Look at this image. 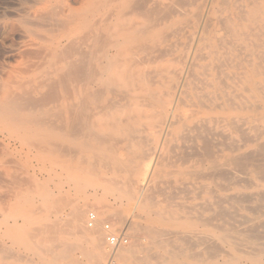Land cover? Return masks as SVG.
Wrapping results in <instances>:
<instances>
[{"label": "bare ground", "instance_id": "6f19581e", "mask_svg": "<svg viewBox=\"0 0 264 264\" xmlns=\"http://www.w3.org/2000/svg\"><path fill=\"white\" fill-rule=\"evenodd\" d=\"M44 1L33 0L40 5ZM54 1L59 4L50 2L44 13L31 18L32 11L23 16L19 33L37 35L41 41L26 46L23 52L39 59L43 68L38 77L9 79V85H0V124L53 129L55 135L38 139L51 147L60 177L80 159L81 146L107 143L109 153L91 145V157L83 155L79 162L80 170L89 166L106 170V176L117 162L112 159L109 125L136 117L142 121L141 112L146 111L148 130L132 129L130 135L131 142L141 144L138 151L135 147L136 157L147 159L142 171L137 174L134 159L115 163L129 173L124 194L133 201L141 195L140 213L150 221L145 229L157 251L141 255L143 264H264V233L259 229H264V0H216L207 13L197 0H82L85 6L79 10L73 4L80 0ZM212 8L216 17L210 15ZM174 13L180 16L175 23L170 21ZM214 21L221 24V30L213 26ZM174 24L179 27L168 32ZM186 25L198 28L192 36L193 52L183 48L172 67L147 69L159 58L158 53L168 50L158 44ZM39 27L46 33L42 37L36 33ZM244 146L248 149H242ZM154 154L163 160L175 157L182 166L188 164L177 173L192 181L178 184L184 190L205 193L201 205H183L189 208L181 213L170 204L153 201V192L148 190L166 174L153 165ZM75 178L71 175L68 183L75 184ZM64 183L60 178L45 194L51 208ZM250 187L255 191H247ZM228 188L234 192L221 193ZM98 208L100 214H107L105 205ZM86 210L83 205L72 207L71 219H66L68 240L56 227L58 218L43 217V224L27 232L29 238L39 239L30 244L32 253L46 254L47 264H105L102 234L99 230L89 232ZM109 217L115 226L122 221ZM214 220L218 224H213ZM12 221L18 223V219ZM133 238L137 241L139 237ZM195 241L205 243L210 253L221 255L222 260L216 263L205 258L203 250L193 249ZM122 249L119 247L114 256ZM77 250L82 251L81 259L74 255ZM128 252L134 256V248Z\"/></svg>", "mask_w": 264, "mask_h": 264}, {"label": "rangeland", "instance_id": "374dc122", "mask_svg": "<svg viewBox=\"0 0 264 264\" xmlns=\"http://www.w3.org/2000/svg\"><path fill=\"white\" fill-rule=\"evenodd\" d=\"M81 1L82 0H80L78 4L74 3L73 7L76 6L74 8L79 10L83 6H85L83 4L84 2L83 1L81 2ZM94 1L95 0H90V2L92 3ZM156 1L165 2V3L169 2V0H156ZM50 2L55 5L59 4V2H56L54 0H51V1L45 0L44 4L42 5L35 4L33 0H0V18H1L0 25L4 23L3 24L4 26L3 25L0 26V40L2 41L0 42L3 43L2 44L3 47H1V43H0V85H4V84H5L4 86L9 85V82H8L9 79H10L9 81L13 79L15 80L16 78L17 79L23 78L27 80V79H30L31 77L35 78L39 76L40 71L43 68L38 64L39 59H37L36 57L31 58L34 56L29 57V55H27L23 51L26 46H30V44L34 42H39L40 39L36 38L37 35L34 38L33 34L31 33H26V32L19 33V31L23 30L22 29L23 16H27L28 13L32 14V11H34L31 16L32 18L33 15L36 13L38 14V13L46 12L48 7L52 5ZM196 4H201L203 12L207 13L211 7L214 8L216 6V0H214L213 3H211L210 0H197ZM213 8H212V11L210 12L211 13L210 15L213 17H216L217 13H215ZM1 11H3L4 14H2L3 12ZM9 12L13 13V15H11L10 13L11 17L9 16ZM179 17L180 16L177 13H174L170 21L175 23V21L178 20ZM136 19L139 20L140 17H137ZM213 26L217 28L218 30H221L222 28L221 24L218 21H214ZM176 27H179V25L178 24L172 25L171 29H169L168 32H171L172 29H176ZM184 28L179 30L177 33L172 32L170 36L167 38V40L158 44L159 45L158 47L167 48L168 50L166 51V53H163V55L162 53H158L157 56H159V58L158 59L156 58L155 61L152 64H150L147 69H154L155 67H158V68L159 67L160 68L172 67V63L174 64L176 57L178 56V54H180L183 48L186 49L187 47V50H186L187 52H190V53L193 52L192 50L193 48L191 47L193 43L192 36L196 35L198 28L193 27L191 25L187 26L185 29ZM5 29L6 31L8 29L7 31L8 33L5 31ZM16 30L19 34H21V36H18V33L16 32ZM13 31L14 33H11ZM36 33L38 34V36L40 35L41 37L42 35L46 34L42 27H39ZM2 34L3 35L7 34L8 36L9 34L11 35L9 37L8 36L4 37ZM12 36L14 39L12 38ZM20 37H22V39L24 38L22 41L23 43L21 42L22 39ZM15 38L18 42L15 40ZM14 42H16L17 45L16 43L13 45ZM178 42L182 45H180ZM19 45L23 47H19ZM30 64L31 66H29ZM39 66L41 68H38ZM19 69L21 70L25 69V70L21 71ZM9 73L11 75V78H10ZM148 115L149 114L146 111H142L141 112L142 121L141 119H138L136 117V119L133 120L134 122L133 121L130 122L128 120L130 123L124 122V123L109 125L110 127L107 130L109 131V133H111V136H112L111 145L113 146V151H114V152L112 151L113 161L116 160L117 162L118 161L125 162V161L134 159L135 160L134 165L135 166L138 165L137 174H139L142 171L144 163L147 162L146 161L147 159L136 157L137 151L139 147L141 146V144L137 140H134L131 142L130 135L134 134L133 130H136L139 128L145 129L150 124L146 118V116ZM129 124L131 125V127ZM103 125L104 124H102V127ZM129 128H131V130ZM147 130L148 129L146 128L145 131ZM0 133H2V135L0 134V174L2 172L5 174V175L4 174L0 175V176H3V180L2 178H0V194H1L0 195V217H1V220H0V264H47L49 263V259H46L47 258L46 254L38 256L32 253V251L30 250V246H31L30 244L35 245L39 241V239L34 238L35 239L34 240V239L29 238L27 235V232L31 228H34V227H37L43 224V222H45V221H41L43 217L52 215L53 219L58 218V220H60V221L56 220L55 224L57 225L58 223V226L56 227L57 229L60 230V232L64 233V238L68 240L70 235H69V232H67L68 224H69L67 221H70L71 219V216H70L71 209L74 205H83V207L87 209L86 210L87 212L84 217L86 225L88 224L87 218H88L89 212L95 211L97 213L100 219L97 226L95 228H89L87 226V229L89 230V232L95 231V230H99L101 232L102 234L101 243H102V250L105 256V264H107L108 259L110 258L111 251L108 245L106 244V239H105L106 233L103 229V226L106 223H110V224L112 222L114 223V221H111V219H108L109 217L108 215L110 214L112 216H110L109 218L114 216L116 218L122 219L121 223L116 226L114 224H111L113 228L117 229L120 226L118 229L127 230V233L130 238V243L126 246H122L121 248L123 249L119 250L118 255H115V257L118 260L125 262L127 264H132V263L133 264H143V261L140 257L141 255L149 251L150 252L157 251V249L154 247L152 243V239L147 235L146 229H145V225L150 223V221L143 214L140 213V210L138 207V203H139V199H141V195L140 194L136 195L133 201V197L129 198V196H127L123 192V184L126 183L130 178L127 169H124V167H122L121 169L117 168V165L115 164L117 162L115 163L113 162L114 164L112 167L113 169H111L110 172L105 176L104 172H106V170L102 172V170H95L89 166H86L85 170L84 169L80 170L79 168V162L83 155H87L88 158L91 157V145L97 147L100 152H104L107 154L109 153L107 150V143L91 142L90 143L91 145L89 146H86L84 148L81 146L80 152H79L80 159H77L74 162H72L71 163L72 166L67 168L65 172H63V175L60 177V175L58 174L59 173L58 164L55 160V157L54 155L50 154L51 147H49L48 145L44 143H41L40 140L38 139L39 137L43 135H52V134L55 135L53 129L51 128L49 129L48 127L47 128H43V127L38 128L35 126L22 127L20 125L19 126L18 125L5 126V125L0 124ZM146 135H147V132L143 134V137H145ZM137 143H139L138 146H137ZM128 146L131 148H129ZM135 147L137 148V151L135 150ZM127 149H129V151H127ZM242 149H248V147L244 146V148L242 147ZM175 159L176 158L173 157V158L163 160L161 156H159L158 154H154L153 165L156 167V169L158 168L164 169L166 171V174L164 177L159 179L158 181L159 183L153 182L152 186L150 187L151 190L149 189L148 191L149 192L151 191V193L153 192L152 198L154 202L156 201V203L160 202L163 204H170L172 207H174L175 209L179 210L182 213L183 210L186 211L189 208V206L183 207V205L191 204V205L199 206L203 203L206 195L205 193L202 194L200 192L197 193V192H193L190 190L189 192L179 186L178 181L183 180V181L189 182V181H192V179L189 176H186L183 178L181 175L177 173V170L187 167L188 164H185L182 166L179 161L176 160L177 162H175ZM8 161L10 164L8 163ZM72 168L74 170H72ZM128 169H130V167ZM15 173L17 174L15 175ZM19 175L22 177H19ZM71 175L76 177L75 184L68 183ZM4 178H6L7 180ZM15 178H16V181H14ZM22 178L23 179L26 178L28 181H26V179L23 180ZM60 178L63 179L66 183L62 184L61 191L57 190L59 192V193L57 192V197H56L57 203L55 204V206H53V208H51V205L47 201L45 194L50 189V187H53V188L55 187L54 183L57 184ZM28 182H30L31 184L29 185ZM38 187H41V188H38ZM76 188L78 189V191ZM79 189L82 191H80ZM159 190L161 191L159 192ZM94 191L97 193H95ZM220 191L222 194H231L234 192L232 191V189L230 190V188L225 189L223 191L220 190ZM247 191L252 192V191H255V189L250 187ZM92 192L94 193V195H92L93 194ZM106 193L109 195H107ZM160 193L163 195L160 196ZM101 194L102 196H100ZM113 195L114 196L116 195V196L114 197ZM117 196H118V199H117ZM138 196H139V199H138ZM155 197L157 199H155ZM114 199H117V201ZM119 200L122 201V203L119 202ZM86 202L87 203L89 202V203L87 204ZM91 205L92 206L94 205L96 210L95 208H93L94 206L91 207ZM103 205H105L108 215L100 214L99 212L100 210L98 207H101ZM89 207L92 209L90 210ZM66 213L69 215H67ZM204 213L206 215L211 214L210 212H204ZM68 216L70 217L68 218ZM137 216L139 217L137 218ZM29 217H31L32 222H28ZM141 217L142 218L144 217L143 218L144 220H142ZM105 218L108 219L109 221L106 220ZM4 219L8 220V221L7 220L5 221L6 224L3 221ZM14 219L16 220L18 219V223L16 225L13 224L12 220ZM218 222L219 221L214 220L213 224H218ZM51 223H54V222H51ZM160 226L162 228L167 227L163 224H161ZM129 228L131 229L130 231H129ZM132 228H133V233H132ZM201 228L202 227H200V229ZM175 229L185 230L184 227L183 228L175 227ZM259 229L261 230V232L264 233V229L262 228H259ZM141 231L143 233L145 231L146 235L143 234V237H145V239L142 237V235H140V233H142ZM129 233L130 234L135 233L136 235L138 234L139 235L132 236ZM174 235H175V232H174ZM171 236L173 235L171 234ZM133 237H139V238L136 241L135 239L137 238H133ZM149 241L151 242L149 243ZM198 243L195 241L192 244V246H195L193 247V249L198 250V251H200L199 249H201V251L203 250L202 254L205 258H208L211 261L213 260L216 263H219L222 260L223 257L221 255L218 254L215 256L211 254L208 247L205 246V243H201V242H198ZM132 248H134V252H133L134 256L128 252ZM4 249H7V251H4ZM247 250H249V248ZM80 251L77 250L76 253L74 252L75 257L77 256L76 258L81 259V257L83 256V254H81ZM128 253L131 254V256ZM211 255L214 258H212ZM3 257L5 258L3 259ZM132 258H133V261L130 262Z\"/></svg>", "mask_w": 264, "mask_h": 264}, {"label": "built area", "instance_id": "2783aa9c", "mask_svg": "<svg viewBox=\"0 0 264 264\" xmlns=\"http://www.w3.org/2000/svg\"><path fill=\"white\" fill-rule=\"evenodd\" d=\"M98 221V215L95 211H91L88 214L87 222L90 228H94ZM104 231L106 233L105 239L106 244L108 245L109 249L111 250L110 258L108 259L107 264H127L118 260L114 256V252L122 246H126L130 243V238L125 229H115L110 223H106L104 225Z\"/></svg>", "mask_w": 264, "mask_h": 264}]
</instances>
